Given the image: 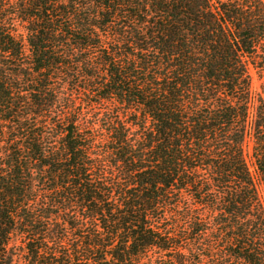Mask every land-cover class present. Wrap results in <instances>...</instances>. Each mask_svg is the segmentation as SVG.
Masks as SVG:
<instances>
[{
	"label": "trees",
	"instance_id": "1",
	"mask_svg": "<svg viewBox=\"0 0 264 264\" xmlns=\"http://www.w3.org/2000/svg\"><path fill=\"white\" fill-rule=\"evenodd\" d=\"M250 69L261 0H0V264H264Z\"/></svg>",
	"mask_w": 264,
	"mask_h": 264
},
{
	"label": "rangeland",
	"instance_id": "2",
	"mask_svg": "<svg viewBox=\"0 0 264 264\" xmlns=\"http://www.w3.org/2000/svg\"><path fill=\"white\" fill-rule=\"evenodd\" d=\"M261 1L264 4V0ZM250 76H251V108L249 110V118H250L249 120L251 121L253 119L254 108L257 104V99L261 96L264 100V93H263L264 73L259 74L256 70L250 69ZM252 145H253L252 136L249 133L244 143V155L248 168L256 182L258 195L260 197L261 205L264 210V188L259 182L254 160L252 158Z\"/></svg>",
	"mask_w": 264,
	"mask_h": 264
}]
</instances>
